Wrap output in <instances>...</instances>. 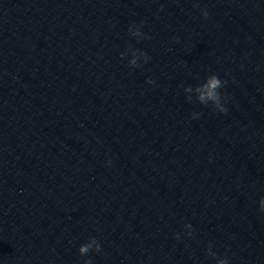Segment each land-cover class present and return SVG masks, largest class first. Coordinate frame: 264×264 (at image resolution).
<instances>
[{"label": "water", "instance_id": "obj_1", "mask_svg": "<svg viewBox=\"0 0 264 264\" xmlns=\"http://www.w3.org/2000/svg\"><path fill=\"white\" fill-rule=\"evenodd\" d=\"M261 198L264 0H0V264H264Z\"/></svg>", "mask_w": 264, "mask_h": 264}, {"label": "clouds", "instance_id": "obj_2", "mask_svg": "<svg viewBox=\"0 0 264 264\" xmlns=\"http://www.w3.org/2000/svg\"><path fill=\"white\" fill-rule=\"evenodd\" d=\"M201 15L205 18L208 17L209 13L206 8L201 9ZM128 33L130 36L135 37L139 40L141 39H151L150 36L145 34L143 31H141V27L138 25H130L128 28ZM131 56L130 59H128V65L132 68H139L141 67L140 61L143 60L145 63H147L150 59V57L144 52L139 49L133 48L131 45L128 46V49L124 52L120 53L121 59L126 58L127 56ZM150 85H154L155 81L151 78H148L146 81ZM227 84L226 80H222L220 77H218L216 74H209L203 83H200L196 86L187 85L183 87L184 93H186V100L188 102L193 101V95H195L196 101L201 105H211V107L219 112V113H227L228 109L225 106L228 103V97L227 94L222 92L221 89L225 87ZM201 116V113L193 112L191 114L192 119H199ZM110 163V161H109ZM259 211L261 213H264V198H261L259 200ZM184 230L185 234L189 237L193 234V226L190 223L184 224ZM175 238L177 240L180 239V234L176 233ZM95 250L96 252L101 251V245L96 239V237H90L87 242L81 244L79 246V254L81 256L87 257L89 252L91 250ZM213 245L210 242L208 244V247L206 249V254L209 257H212L215 259V264H230L229 257L227 255H224L223 257H218L217 254L212 250ZM84 264H92L91 259H85Z\"/></svg>", "mask_w": 264, "mask_h": 264}]
</instances>
